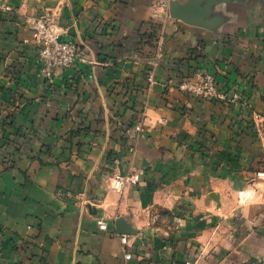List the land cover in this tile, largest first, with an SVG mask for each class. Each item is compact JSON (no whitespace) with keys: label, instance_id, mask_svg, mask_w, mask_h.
I'll use <instances>...</instances> for the list:
<instances>
[{"label":"crops","instance_id":"crops-1","mask_svg":"<svg viewBox=\"0 0 264 264\" xmlns=\"http://www.w3.org/2000/svg\"><path fill=\"white\" fill-rule=\"evenodd\" d=\"M165 1L0 0V264H264V0ZM46 14L83 50L51 78Z\"/></svg>","mask_w":264,"mask_h":264},{"label":"built area","instance_id":"built-area-1","mask_svg":"<svg viewBox=\"0 0 264 264\" xmlns=\"http://www.w3.org/2000/svg\"><path fill=\"white\" fill-rule=\"evenodd\" d=\"M167 2L162 0V5H166ZM11 9V8H9ZM34 37L38 45L39 63L42 67V72L51 78L54 70L67 71L71 69L74 64L82 57L83 50L75 41H68L61 38V32L57 30L56 23L53 17L49 14L42 15L35 19L32 24ZM196 81L188 82L182 80L179 87L182 91L189 94H194L203 99H225L226 94L222 93L219 89V82L217 75L205 70H198L195 74ZM149 81L154 83V76L149 74ZM233 102L243 101L241 92L234 91L231 94ZM248 105L247 102H244ZM135 131L142 133L144 131L143 123L140 121L135 125ZM261 178H264V171L258 173ZM138 177H125L121 174L116 175L114 188L117 191H121L124 185L128 182L137 181ZM67 197H71L73 193L66 192ZM99 225L102 229H108V225L102 221H99ZM122 242L128 244V238L123 236ZM126 258H131L130 254L126 255Z\"/></svg>","mask_w":264,"mask_h":264},{"label":"rangeland","instance_id":"rangeland-1","mask_svg":"<svg viewBox=\"0 0 264 264\" xmlns=\"http://www.w3.org/2000/svg\"><path fill=\"white\" fill-rule=\"evenodd\" d=\"M198 70H196V72H197ZM196 74V73H195ZM196 81V80H195ZM195 81H193V82H195ZM189 82V81H188ZM191 82V81H190ZM242 94V93H241ZM193 96H196V95H194V94H192ZM242 96H243V94H242ZM196 97H198V96H196ZM198 98H200V97H198ZM201 99H203V98H201ZM230 100V101H232V99H231V96L230 97H227L226 96V98L225 99H223V100ZM204 100H208V99H204ZM214 100H216V99H211V100H208V101H214ZM217 100H219V99H217ZM233 102V101H232ZM244 102H247L248 103V101H247V99L246 98H244L243 97V101H239V102H234V103H240V104H243L244 106H249V103H248V105H245L244 104ZM262 163V162H261ZM256 176L259 178V179H261L262 181H264V178H261L259 175H258V173L256 174Z\"/></svg>","mask_w":264,"mask_h":264},{"label":"water","instance_id":"water-1","mask_svg":"<svg viewBox=\"0 0 264 264\" xmlns=\"http://www.w3.org/2000/svg\"><path fill=\"white\" fill-rule=\"evenodd\" d=\"M192 4H193V3H190L189 6L192 5ZM190 7H191V6H190Z\"/></svg>","mask_w":264,"mask_h":264}]
</instances>
